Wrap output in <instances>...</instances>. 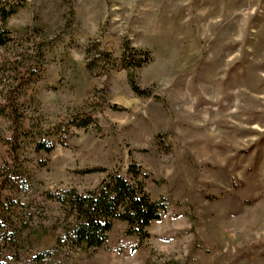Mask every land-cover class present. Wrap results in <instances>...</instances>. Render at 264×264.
<instances>
[{"label":"rangeland","instance_id":"obj_1","mask_svg":"<svg viewBox=\"0 0 264 264\" xmlns=\"http://www.w3.org/2000/svg\"><path fill=\"white\" fill-rule=\"evenodd\" d=\"M2 5L18 9L0 48V106L18 110L0 124V264L57 249L50 194L95 190L132 163L168 206L149 238L117 222L105 247L61 248L44 264H264V0ZM128 45L150 53L134 72L149 96L130 85Z\"/></svg>","mask_w":264,"mask_h":264},{"label":"trees","instance_id":"obj_2","mask_svg":"<svg viewBox=\"0 0 264 264\" xmlns=\"http://www.w3.org/2000/svg\"><path fill=\"white\" fill-rule=\"evenodd\" d=\"M17 6L6 5L0 7V48L7 46L11 41L9 32L5 26L10 17L17 12ZM127 46L123 54L124 68L131 71L130 85L133 91L140 96H149L150 91L142 90L134 77L136 69L147 64L151 57L149 52L132 51ZM8 110L17 115L15 99L9 98L5 106H0V124L8 115ZM17 118V117H16ZM17 121V120H16ZM81 128L93 123L92 118H84ZM3 137L0 132V144ZM52 144L41 142L37 146L38 151L51 153ZM100 169H89L83 174L101 172ZM146 174L143 168L132 163L126 176L109 175L95 189L86 193L76 190H64L50 194L49 198L57 202L61 208L62 216L59 218L61 234L57 239V249L40 253L33 261L44 264L47 258H51L61 249L70 250H99L106 246L110 233L117 222L127 224V235L136 237L140 241L149 238L148 229L155 221H159L168 211L165 200L153 201L146 190Z\"/></svg>","mask_w":264,"mask_h":264}]
</instances>
